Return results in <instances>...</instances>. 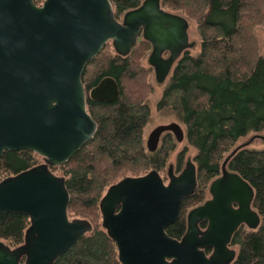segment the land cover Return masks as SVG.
<instances>
[{
	"label": "water",
	"instance_id": "1",
	"mask_svg": "<svg viewBox=\"0 0 264 264\" xmlns=\"http://www.w3.org/2000/svg\"><path fill=\"white\" fill-rule=\"evenodd\" d=\"M160 1L142 0L120 19L110 0H0V158L4 151L29 150L43 159L0 180V215L29 219L20 245L0 241V264H53L92 231L89 220L69 218L65 177L50 167L65 164L96 133L82 76L108 42L125 57L140 38L147 41V63L159 84L183 52L196 45L189 38L188 20L163 9ZM90 95L113 102L118 84L106 76ZM166 131L178 142L184 138L178 123L158 125L148 135L149 152ZM255 139L264 142V133L253 134L224 158L220 175L209 184L210 198L188 210L180 239L170 237L166 228L197 188L192 159L178 174L169 166L167 183L152 169L108 186L99 201L101 226L115 243L119 262L231 264L237 252L230 246L233 233L241 224L257 229L260 216L252 205L253 188L227 163Z\"/></svg>",
	"mask_w": 264,
	"mask_h": 264
},
{
	"label": "trees",
	"instance_id": "2",
	"mask_svg": "<svg viewBox=\"0 0 264 264\" xmlns=\"http://www.w3.org/2000/svg\"><path fill=\"white\" fill-rule=\"evenodd\" d=\"M44 0H34L41 4ZM120 18L142 0H110ZM163 9L182 12L196 21L200 51L185 50L173 66L157 103L170 109L185 126V137L196 149L197 188L182 202L179 218L166 228L180 239L186 230L188 208L200 204L209 183L220 174L224 158L235 142L249 134L264 132V57L254 35L264 25V0H161ZM150 44L140 38L122 57H94L86 66L82 81L94 85L105 76L120 85V96L112 103L90 102L98 120L94 137L61 167L70 194L68 216L87 219L92 231L83 236L53 264H121L115 243L94 220L100 218L99 201L108 186L125 176H141L164 166L173 140L164 136L155 153L145 150L142 134L149 119V106L141 81V59ZM128 83H127V82ZM141 84V86H140ZM179 154L177 170L182 168ZM29 150L4 151L0 158V180L37 165ZM254 190L253 207L260 225L243 234L237 232L231 245L237 246L231 264H264V148H243L228 161ZM55 167H51L54 169ZM29 219L24 214L0 215V238L15 247L24 239Z\"/></svg>",
	"mask_w": 264,
	"mask_h": 264
},
{
	"label": "rangeland",
	"instance_id": "3",
	"mask_svg": "<svg viewBox=\"0 0 264 264\" xmlns=\"http://www.w3.org/2000/svg\"><path fill=\"white\" fill-rule=\"evenodd\" d=\"M165 10L172 12V13H177V14H180V15L186 17L182 12H180L178 10H173L171 8H165ZM121 17H120V19H121ZM187 20L189 22V28H188L189 38H190V40H194L196 42V45L193 48L189 49L188 52H189V54L196 56L198 54V52L200 51V36H199L198 30H197L196 21H194L190 18H187ZM254 35H255L257 43L259 45L260 54L264 57V25L256 26L254 28ZM100 53L102 56H111L112 57L115 55V52H114L110 42H108L104 46V48L101 50ZM149 53H150V49L148 50V52L145 54V56L140 61L141 66L146 70L143 73L144 74V81H141V82L143 85L146 83V85L144 86L145 87L144 91L146 93L145 102L149 106V119H148V122L146 123V125L143 129V134H142L143 143L145 144L148 133L158 125L176 122L181 126L182 130L184 131V138L181 142H175L174 137L171 136V139L173 140L174 147L167 154L164 166L161 167L159 170L157 169V171L159 172V174L162 177V179L164 180V182L167 183L168 182V177H167L168 165L172 164L174 167V170L176 171L178 156H179V154H181V152H183V155H182V163H183L182 168H183L185 161L188 158L193 160V158L197 152L193 146L188 144L186 137H185V126L178 119V117H176L172 113V111H170V109L159 110L157 107V103L162 96V92H163V90H164V88H165V86L169 80V77L166 79V81L163 84H157L156 83L153 69L147 63V57H148ZM140 86H141V84H140ZM261 133H264V132H261ZM252 135L253 134H249L247 136H244V137L238 139L235 142L234 146L236 147L237 145L247 141ZM160 145H161V143H160ZM247 148H249V149H262V148H264V142L261 139H255L247 146ZM36 160H37L38 164L43 163V159L37 155H36ZM61 166L62 165L56 166L54 169H51V168L50 169L54 174L59 175V176H63V169ZM152 169H156V168H152ZM152 169H150V170H152ZM209 197H210V195L206 190L204 200L209 198ZM204 200L201 203H203ZM190 209H191V207H190ZM190 209L188 208V210H190ZM69 218L73 219V218H81V217L69 216ZM94 220L98 223V226L100 228L101 227L100 226V222H101L100 218L98 217ZM248 231H250V229L245 227L244 229H241L238 232L240 234H243V233L248 232ZM0 241L7 243V241L3 238H0ZM231 247L237 249V246H235V245H231Z\"/></svg>",
	"mask_w": 264,
	"mask_h": 264
},
{
	"label": "flooded vegetation",
	"instance_id": "4",
	"mask_svg": "<svg viewBox=\"0 0 264 264\" xmlns=\"http://www.w3.org/2000/svg\"><path fill=\"white\" fill-rule=\"evenodd\" d=\"M106 77V76H105ZM104 78V77H103ZM101 80V79H100ZM99 80V81H100ZM99 81L97 82V83H95L94 85H90V86H88V84L87 83H85V82H83V86H84V91H85V98H86V108H87V111H88V113L92 116V118L96 121V123H97V127H98V120L91 114V112H90V109H91V105H90V102H93V103H112V102H102V101H97V100H94V99H92L91 98V95H90V93H91V90L94 88V87H96L97 86V84L99 83ZM117 82V81H116ZM157 83V82H156ZM164 83V82H163ZM163 83H161V84H163ZM117 84H118V88H119V96H120V85H119V83L117 82ZM157 84H159V83H157ZM119 98V97H118ZM116 101V100H115ZM115 101H113V102H115ZM152 131V130H151ZM150 131V132H151ZM149 132V133H150ZM149 133H148V135H149ZM148 135H147V138H148ZM164 136H169L170 138H171V136L172 137H174V134L172 133V132H169V131H166V132H164V133H162L161 134V136H160V138H159V141H158V145H157V148L153 151V152H149L148 151V149H147V146H146V141H147V138H146V141H145V144H144V147H145V150L147 151V152H149V153H155L156 151H157V149L159 148V146H160V143H162V140H163V138H164ZM143 139V138H142ZM174 139H175V137H174ZM161 141V142H160ZM175 142H178L176 139H175ZM186 162V161H185ZM185 165V164H184ZM169 166H172V168H173V171L176 173V174H178L181 170H182V168H181V170L180 171H178L177 169H176V171L174 170V167H173V165L172 164H169L168 165V168H169ZM184 167V166H183ZM51 168V167H50ZM168 168H167V170H168ZM156 170V169H155ZM221 170V169H220ZM159 173V172H158ZM220 175V174H219ZM218 175V176H219ZM217 176V177H218ZM210 184V183H209ZM208 187H209V185H208ZM207 192H208V189H207ZM209 193V192H208ZM210 195V194H209ZM210 198V197H209ZM209 198H207V199H209ZM207 199H205V200H207ZM204 200V201H205ZM232 206L233 207H237V204L236 203H233L232 204ZM207 226V222L206 221H203V222H201L200 223V227H202L203 229L205 228ZM248 228L247 226H245L244 224H241L238 228H237V230L233 233V235H232V238H233V236L239 231V230H241V229H244V228ZM232 238H231V240H232ZM231 240H230V246H231Z\"/></svg>",
	"mask_w": 264,
	"mask_h": 264
},
{
	"label": "bare ground",
	"instance_id": "5",
	"mask_svg": "<svg viewBox=\"0 0 264 264\" xmlns=\"http://www.w3.org/2000/svg\"><path fill=\"white\" fill-rule=\"evenodd\" d=\"M40 157V156H39Z\"/></svg>",
	"mask_w": 264,
	"mask_h": 264
}]
</instances>
